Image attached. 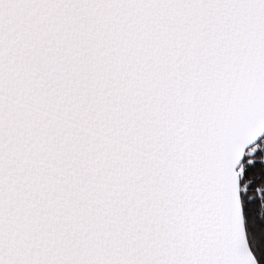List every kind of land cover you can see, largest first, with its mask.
<instances>
[{
  "label": "snow or ice",
  "instance_id": "obj_1",
  "mask_svg": "<svg viewBox=\"0 0 264 264\" xmlns=\"http://www.w3.org/2000/svg\"><path fill=\"white\" fill-rule=\"evenodd\" d=\"M0 264H264V0H0Z\"/></svg>",
  "mask_w": 264,
  "mask_h": 264
}]
</instances>
